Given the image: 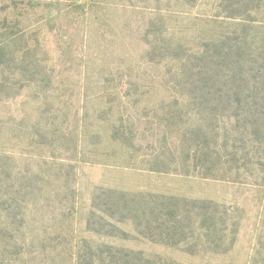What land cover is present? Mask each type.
Instances as JSON below:
<instances>
[{"label": "trees", "instance_id": "obj_1", "mask_svg": "<svg viewBox=\"0 0 264 264\" xmlns=\"http://www.w3.org/2000/svg\"><path fill=\"white\" fill-rule=\"evenodd\" d=\"M123 1L122 8L155 13L140 39L132 41L127 29L119 33L112 18L102 14L118 10L116 0H101L102 5L99 0H0V264H187L86 238L67 247L62 233L47 227L39 231L46 221L40 211L56 202L63 215L71 210L67 199L76 194L73 169L79 163L148 153L138 141L142 124L156 131L157 145L162 141L158 133L164 136L163 145L151 153L155 161L143 162L147 169L203 177H217L221 162L237 159L238 148L223 145L222 131L264 133V124L257 122L264 117V65L254 53L257 34L244 33L256 7L244 8L238 0H214L206 13L194 18L198 23L191 32V45L183 48L187 36L183 30L178 29L180 37L164 30L172 11L164 10L162 0ZM177 1L181 3L177 14L203 2ZM54 3L59 16H51ZM63 16L67 24L54 35L57 27L47 29L46 24ZM53 44L57 56L51 54ZM133 44L141 45L137 55ZM93 45L96 52L90 51ZM58 65L64 66L60 74ZM157 90L162 91L159 99L145 97ZM171 99L182 104L171 105ZM225 117L231 118L223 121ZM175 136L181 137L182 151L172 141ZM230 137L234 141V134ZM14 151L27 157L24 165L10 163ZM183 154L182 160H161ZM210 157L213 163L207 165L204 161ZM152 197L156 200L143 201L151 207L142 212L145 237L158 235L162 243L190 255L232 249L238 222L230 221L216 201L187 200L192 209L184 212L177 198ZM124 203L120 199L113 204L123 208ZM96 208L102 220L113 219ZM185 219L193 221L194 229L188 231ZM117 221L121 224L125 218ZM248 264L264 261L256 257Z\"/></svg>", "mask_w": 264, "mask_h": 264}, {"label": "rangeland", "instance_id": "obj_2", "mask_svg": "<svg viewBox=\"0 0 264 264\" xmlns=\"http://www.w3.org/2000/svg\"><path fill=\"white\" fill-rule=\"evenodd\" d=\"M81 1L85 2L88 0ZM100 1L99 5H102ZM238 1L244 5V8L256 7L255 12L250 17H246L247 20H252L246 21L245 24L249 26L246 27L244 33H246V36L249 34L256 36L257 34L258 43L256 42L254 53L260 65H264V0ZM116 2L120 4L118 5V10H104L102 14L106 13L112 18V25L119 33L125 32L127 29L132 33V41L140 39L155 13L150 9H125L121 7L124 5L123 0H116ZM213 3L214 0H203L200 7H191L185 9L186 12L184 14H177L176 10L179 8L180 2L177 0H162L161 4L164 10L171 9L172 11V14H168L166 17L168 19V24L166 23L168 27L164 30H168L171 34H178V37L182 36L178 33V29L183 30L184 34L187 35L185 36V40L182 41L184 43L183 48H188L192 41V37L190 36H192L195 30L194 24L198 23L194 18L206 13L208 7L213 5ZM52 7L54 9H52L51 16L58 15L56 3ZM174 12L176 14H173ZM99 14L98 11V17ZM228 23L231 24L232 21ZM62 24H67V19L64 16L52 21L48 25L46 24V27L48 29L50 26L55 25L57 29H55L54 35H56L59 33L58 27H61ZM86 24L89 23L87 22ZM250 24H253L255 28L251 29ZM229 27L234 28L232 25ZM107 36L109 37L111 34H107ZM98 46L99 38L97 37V48ZM134 46H137L135 47L137 50L135 55H137L140 52L141 45ZM50 49L51 54L54 56L59 54L56 51V44H53ZM90 51L96 52V46H91ZM58 66L57 74H60L61 71H64V66ZM161 95L162 91L157 90L153 96L148 94L145 97L148 100L154 101L159 99ZM17 102L21 101L18 100ZM168 103L178 106L182 104V101L175 103L171 99ZM223 105L225 107L228 106L225 102ZM17 106H13L14 112H16ZM166 106H169V104H166ZM141 113L145 115L146 112ZM150 116L153 119L154 115ZM211 116L209 115V123H212ZM183 118L184 120L188 119L187 116H183ZM230 118L225 117L222 120L226 121ZM244 121V119L241 120V126L245 124ZM257 122L258 124H264V117H260ZM138 131L139 145L144 146L147 149L145 152L148 153H139L133 155L132 158H126V154H124V158H112L111 156L93 157V163H79L73 169V182L76 180V194L67 199L68 205L66 206L71 208V210L66 211L63 215L59 210L60 205L58 202L45 204L40 213L43 214L42 218H46V221H42V230L39 231L49 228V230L62 233L67 238L63 242L67 247H70V244L72 247V245L76 244L77 240L86 238L93 243H107L131 250H140L152 256L158 255V257L186 262L187 264H200L206 261L248 264L249 261H252L256 257L264 261V133L260 129L246 135L243 131L238 130H235L234 133L222 131L223 139L221 138V141L223 145L227 143L229 146L234 145L233 147L238 148V151H236L237 159L234 162H221L220 167L222 170L218 173L217 177H203L175 170L160 172L147 169L143 162L155 161V154L151 153L158 149V145H163L164 136L163 133H158L157 138L162 141L157 145L154 136L156 135V131L153 132L145 124H142L138 128ZM208 134L209 138L213 135L210 131ZM232 134H234V141L231 137L229 139V136ZM180 138L175 136L172 141L176 146L181 147ZM191 138L189 134V139L187 140L190 141ZM229 146L227 147L232 152L233 148ZM182 150L183 147L179 149V151ZM13 154L15 158L10 163L15 166L24 165L23 161L27 157L22 156L18 151H14ZM173 156H169L168 158H161L162 156H160V158L169 163L173 162V160L185 158L184 154L182 156H174V159ZM38 159L36 157V160H32L33 166L36 167ZM209 159V161L204 162L207 165H212V158L210 157ZM230 164L236 166V168L228 171L227 167ZM96 195H100L101 197L96 200ZM154 195L164 197L165 199H179L181 201L179 210L184 212L192 209L187 200L207 199L219 203L221 206L220 211L224 212V215L230 221L235 220V222H238L236 240H234L232 249L224 254L200 250L196 255H190L182 248L162 243L161 237H158V235H153L151 236L152 238L145 237L143 233L146 230V222L142 217V212H149L151 207L149 204H144L143 201H155L156 199H152ZM120 199L125 200L123 208H118L113 204L114 201ZM57 200L60 199L58 198ZM132 201H135V204L131 203ZM154 205L159 209L161 208L157 204ZM95 207L104 210L108 214H112L113 219L110 217L106 221L102 220L101 212L94 210ZM152 207V210L157 211L153 205ZM92 212H95V214L92 215ZM91 215L92 223L91 220L89 223ZM121 218H125V221L120 224L117 220ZM183 223L187 226L188 231H190L189 228L194 229L193 221L185 219ZM258 249L261 251L260 255H257Z\"/></svg>", "mask_w": 264, "mask_h": 264}]
</instances>
